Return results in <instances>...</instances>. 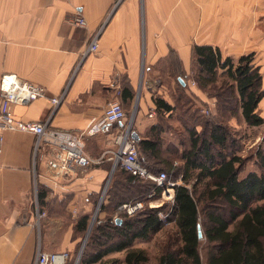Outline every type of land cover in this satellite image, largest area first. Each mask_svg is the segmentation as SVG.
<instances>
[{
  "label": "crops",
  "instance_id": "0c3cea01",
  "mask_svg": "<svg viewBox=\"0 0 264 264\" xmlns=\"http://www.w3.org/2000/svg\"><path fill=\"white\" fill-rule=\"evenodd\" d=\"M77 16L87 21L86 28L74 25ZM97 34L99 49L87 54ZM196 45L219 48L234 60L255 53L262 66L264 0H0V87L3 76L14 75L46 90L45 98L14 106L16 118L81 135L85 152L104 158L87 171L62 176L52 149L44 147L34 158V135L4 133L0 264H34L39 245L49 253L69 252L68 264L78 263L89 240V229L79 232L78 221L89 216L90 228L96 213L93 227L107 216L101 212L103 191L118 169L108 156L116 152L118 133L131 124L137 100L132 131L141 137L159 123L153 111L157 95L176 109L162 121L170 138L177 139L182 120L196 129L204 126L200 103L209 105V96L192 85L190 75ZM188 92L197 101L182 112ZM63 95L52 115L51 99ZM114 101L128 121L87 133ZM259 109L264 117V99ZM39 187L46 193L42 212ZM167 201L161 197L151 205ZM148 243L137 241L134 248L145 250ZM125 256L126 251L112 252L94 264H126Z\"/></svg>",
  "mask_w": 264,
  "mask_h": 264
},
{
  "label": "trees",
  "instance_id": "16d2710c",
  "mask_svg": "<svg viewBox=\"0 0 264 264\" xmlns=\"http://www.w3.org/2000/svg\"><path fill=\"white\" fill-rule=\"evenodd\" d=\"M191 72L201 92L219 96L230 91L237 96L231 118L238 111L248 127L264 126L259 109L264 75L255 53L234 60L224 58L219 48L196 45ZM154 104L159 123L146 136L139 134L137 144L142 165L151 173L166 172L170 181L181 180L174 187V202L151 208L148 203L161 199L164 189L118 168L101 208L107 216L92 228L81 263L94 264L112 252L126 251V264H148L146 250L135 249V243L150 242L167 224H173L176 231L167 237L158 264H264V148L254 155L259 172L241 177L244 161L236 152H228L236 144H231L227 118L210 117L202 132L182 120L183 131L173 139L166 135L169 128L162 121L175 107L158 95ZM45 195L39 187L41 212ZM138 200L146 206L135 215L120 209ZM78 222L77 230L85 235L90 217Z\"/></svg>",
  "mask_w": 264,
  "mask_h": 264
},
{
  "label": "built area",
  "instance_id": "2783aa9c",
  "mask_svg": "<svg viewBox=\"0 0 264 264\" xmlns=\"http://www.w3.org/2000/svg\"><path fill=\"white\" fill-rule=\"evenodd\" d=\"M74 25L80 28L87 27V21L77 16ZM99 34L95 35L87 49V54L96 53L99 49ZM196 85V83H192ZM0 152L4 142L5 132H22L35 136L34 158L44 147L54 151V166L59 175H72L78 169L87 171L94 165H99L104 158L93 159L85 152V144L81 135H75L69 132H63L51 129L48 123L23 122L16 118L14 106H25L34 101L46 97V90L43 87L19 80L14 75H5L1 81L0 87ZM65 95L51 99L52 115L56 112L59 105L63 102ZM153 116V114H151ZM129 116L124 110L120 102L114 101L110 103L104 112L102 119L98 123H92L87 133H98L108 126L117 125L123 121H128ZM90 130V131H89ZM138 142L132 138V126L128 121V125L121 129L115 138L116 152H112L108 156L109 160L115 165V168H122L132 175L143 180H150L157 184L158 188H162V197H165L168 203L173 204L174 198L171 191H174L176 182H172L166 172L158 175L151 173L142 165ZM154 194L149 195L152 198ZM151 208H156L151 204ZM146 206L144 201L138 200L134 203L124 204L120 209L124 210L129 216L135 215L143 210ZM161 207V206H160ZM44 214H38V217ZM167 219V215L164 216ZM71 259L69 252L49 253L41 249L39 245L37 256L34 264H67Z\"/></svg>",
  "mask_w": 264,
  "mask_h": 264
},
{
  "label": "rangeland",
  "instance_id": "374dc122",
  "mask_svg": "<svg viewBox=\"0 0 264 264\" xmlns=\"http://www.w3.org/2000/svg\"><path fill=\"white\" fill-rule=\"evenodd\" d=\"M262 66L261 73L264 75V58H262ZM258 63V62H257ZM259 65V63L257 64ZM192 73V72H190ZM194 76V74H192ZM196 86V85H195ZM222 94L219 96H214V93H206L209 96V105L205 103H200V107L205 111L204 114V125L207 120L212 116L223 118H227L225 125L230 128V138L231 144H236L234 148L228 150V152L233 153L236 152V155L240 157L244 164L241 168V177L246 176L250 172H259V167L256 162L255 153L258 148H264V126L262 127H248L242 119H240L238 111H236V116L231 118L229 115L236 109L237 107V96L233 94V92L225 91L221 92ZM183 97L184 101L181 103V111L184 112L187 107L190 106L193 102L197 101V98L190 92L188 94L184 93ZM236 100V101H235ZM215 103V104H214ZM198 107V105H197ZM261 115L263 113L260 111ZM181 116V115H180ZM191 125V124H190ZM192 127V125L190 126ZM202 132L204 130V126L201 129H197ZM183 129H179L176 131V135L180 134ZM177 137V136H176ZM186 138V137H184ZM234 141V142H233ZM182 183L181 180L178 181ZM110 184V183H109ZM109 185L105 186L103 191V202L107 199ZM113 198H115L113 196ZM166 203V202H165ZM162 203L160 206H163ZM175 227L173 224H167L165 229L158 235H156L152 241H150L146 246H144L147 254L149 255L150 261L148 264H158L157 256L163 250L164 244L167 242V237L172 233H175Z\"/></svg>",
  "mask_w": 264,
  "mask_h": 264
},
{
  "label": "water",
  "instance_id": "95a60500",
  "mask_svg": "<svg viewBox=\"0 0 264 264\" xmlns=\"http://www.w3.org/2000/svg\"><path fill=\"white\" fill-rule=\"evenodd\" d=\"M138 100H137V106H136V109H135V112L132 114V117H131V126L133 125V123H134V119H135V116H136V114H137V107H138ZM132 138L135 140V141H139L140 140V137H139V135L136 133V132H133L132 131ZM109 183H110V181H108V183H107V186L109 185ZM105 192V191H104ZM96 216H97V213L95 214V217H94V220H93V222H92V224H91V226H90V228H89V232H88V237H89V234H90V232H91V230H92V227H93V223L95 222V218H96ZM199 237L200 238H202L203 237V233H202V229H201V227H199ZM81 258V257H80ZM80 258L78 259V263H79V261H80ZM77 263V264H78Z\"/></svg>",
  "mask_w": 264,
  "mask_h": 264
}]
</instances>
